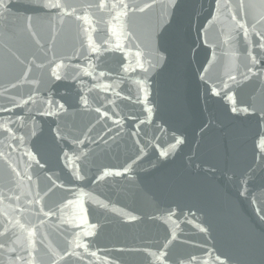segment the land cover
Segmentation results:
<instances>
[{"label": "water", "instance_id": "obj_1", "mask_svg": "<svg viewBox=\"0 0 264 264\" xmlns=\"http://www.w3.org/2000/svg\"><path fill=\"white\" fill-rule=\"evenodd\" d=\"M0 264H264V0H2Z\"/></svg>", "mask_w": 264, "mask_h": 264}, {"label": "snow or ice", "instance_id": "obj_2", "mask_svg": "<svg viewBox=\"0 0 264 264\" xmlns=\"http://www.w3.org/2000/svg\"><path fill=\"white\" fill-rule=\"evenodd\" d=\"M0 4H2V0H0ZM101 7H103V5H101ZM59 78V77H58ZM177 143L179 144L180 141L178 140Z\"/></svg>", "mask_w": 264, "mask_h": 264}]
</instances>
